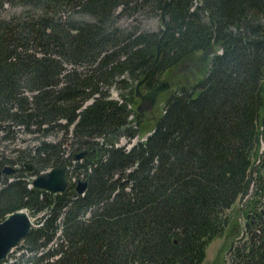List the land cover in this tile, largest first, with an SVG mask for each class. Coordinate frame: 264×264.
I'll return each instance as SVG.
<instances>
[{"label": "trees", "instance_id": "obj_1", "mask_svg": "<svg viewBox=\"0 0 264 264\" xmlns=\"http://www.w3.org/2000/svg\"><path fill=\"white\" fill-rule=\"evenodd\" d=\"M6 4L20 10L0 17V133L36 142L14 149L20 169L0 184V220L20 209L36 217L25 261L201 264L227 211L260 179L264 0H0V10ZM148 15L159 30L142 27ZM157 43L147 89L187 56L221 52L198 81L175 86L146 140L126 151L113 143L137 133L128 104ZM84 150L74 165L85 172L83 195L27 187L24 172L71 164ZM228 253V264H264V210Z\"/></svg>", "mask_w": 264, "mask_h": 264}, {"label": "rangeland", "instance_id": "obj_2", "mask_svg": "<svg viewBox=\"0 0 264 264\" xmlns=\"http://www.w3.org/2000/svg\"><path fill=\"white\" fill-rule=\"evenodd\" d=\"M20 7H10L8 4L4 5L3 8L0 10V17L7 16L14 11H19ZM130 22V19H121L120 24H127ZM142 27L147 30H159L161 25L157 17H153L151 15L142 17L141 21ZM218 46L212 45L206 51H197L199 53H193L187 56L185 59L181 60L176 65L167 69L159 78L160 79H167L170 84L172 85L171 91L176 88L177 84H190L197 81L202 75L206 72L209 64L210 57L212 53L218 50ZM111 94H115L116 90L113 89ZM169 91V90H168ZM166 91L162 94L158 100L157 104L153 108V115L152 119H150V115L147 113L144 114L140 118V125H139V135L144 136L147 134L153 126V122L161 115L163 109V101L169 94ZM117 94V92H116ZM115 96V95H114ZM139 103V100L136 99L134 103V107ZM34 134L32 133H24L22 131H18L16 137L11 139H6L3 137V134L0 133V159L2 157L7 158L12 161V163L4 162L3 164H9L16 169H20V164L17 162L14 157L16 156V152L14 149L16 147H24L28 144H32L36 142L33 140ZM57 138H61V135L58 137L50 136V140H56ZM64 157L68 156V151H65ZM24 177L27 178L29 175L28 173L24 172ZM30 177V176H29ZM1 183V182H0ZM238 205L236 204L228 214L232 217L231 222L229 224V228L220 234L219 236L215 237L207 246L205 258L201 264H228L229 262V251L228 248L231 244L236 243L239 244L243 238V223L242 219L239 214L236 213V209ZM24 254L23 257L21 255ZM30 253L23 246H18L9 253L7 258L2 261L0 264H29L25 260H27L28 255ZM31 262V261H30Z\"/></svg>", "mask_w": 264, "mask_h": 264}, {"label": "water", "instance_id": "obj_3", "mask_svg": "<svg viewBox=\"0 0 264 264\" xmlns=\"http://www.w3.org/2000/svg\"><path fill=\"white\" fill-rule=\"evenodd\" d=\"M161 54L160 44L156 46L155 60L156 63ZM150 71L146 73L144 78L140 80L136 86V96L140 102L136 108L138 113L149 112L152 114V107L157 101L160 94L169 88V83L162 80L156 86L145 93L139 91V86L144 82ZM90 103V102H89ZM85 107V106H84ZM86 155V151L75 155V159L79 160ZM15 172V168L4 166L0 170V179L2 175H11ZM34 189L43 190L49 193L58 194L64 193L68 189V169L66 165H58L51 169L38 174L32 180ZM87 182L80 181L76 184L75 190L77 194H81L86 190ZM33 227L30 218L23 210L9 213L0 221V260H3L10 252L11 248L15 247L19 241L25 238L30 229Z\"/></svg>", "mask_w": 264, "mask_h": 264}]
</instances>
